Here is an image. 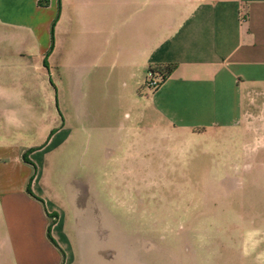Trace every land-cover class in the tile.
Wrapping results in <instances>:
<instances>
[{
  "label": "rangeland",
  "instance_id": "obj_1",
  "mask_svg": "<svg viewBox=\"0 0 264 264\" xmlns=\"http://www.w3.org/2000/svg\"><path fill=\"white\" fill-rule=\"evenodd\" d=\"M174 2L58 0L42 57L0 3V264H17L2 196L29 184L65 264H264L253 135L173 128L150 110L160 75L139 53L174 29Z\"/></svg>",
  "mask_w": 264,
  "mask_h": 264
},
{
  "label": "crops",
  "instance_id": "obj_2",
  "mask_svg": "<svg viewBox=\"0 0 264 264\" xmlns=\"http://www.w3.org/2000/svg\"><path fill=\"white\" fill-rule=\"evenodd\" d=\"M8 22L32 29L44 56L58 0H3ZM177 24L139 54L142 69L177 64L155 90L152 113L173 128L238 129L253 135L251 159L264 151V0H181ZM160 81V80H159ZM34 210L38 225H32ZM10 211V242L17 264H65L47 238L49 219L25 187L2 196ZM21 220L23 222H21ZM32 220V219H31ZM254 249L258 241L248 242Z\"/></svg>",
  "mask_w": 264,
  "mask_h": 264
},
{
  "label": "trees",
  "instance_id": "obj_3",
  "mask_svg": "<svg viewBox=\"0 0 264 264\" xmlns=\"http://www.w3.org/2000/svg\"><path fill=\"white\" fill-rule=\"evenodd\" d=\"M176 67H177V64L151 65L150 75L155 76V74H159L160 75V85H161L167 79V77L176 69ZM27 153H25L24 155V159L26 162H28V159L26 158ZM26 191L30 196L34 197L30 189V184L27 186ZM52 218L55 219V217H52ZM53 223H54V220H52L51 224L48 226L47 236L49 240L51 241V243L55 245L56 243L51 237V227Z\"/></svg>",
  "mask_w": 264,
  "mask_h": 264
},
{
  "label": "flooded vegetation",
  "instance_id": "obj_4",
  "mask_svg": "<svg viewBox=\"0 0 264 264\" xmlns=\"http://www.w3.org/2000/svg\"><path fill=\"white\" fill-rule=\"evenodd\" d=\"M259 154H260V152H258V154L256 155L257 157L259 156ZM256 157V158H257ZM258 165H259V163H254V162H252V163H250L248 166L247 165H244V166H240V165H237L236 164V166H238L239 168H238V170H240V171H252L253 169H255L256 167H258ZM170 166H174V163H170V161H167L166 162V167H170ZM246 166L247 167H249L250 169H246ZM161 167L162 168H164V163H162L161 164ZM141 168H142V166L141 165H136V171H138V173L139 174H136V179L140 182L141 180H142V170H141ZM111 168H110V166H109V169H108V171L106 172V176H108V179L106 180L107 181V187H106V190H107V194H108V196H111L112 194H111V180H110V176H111V170H110ZM235 176H237V172L235 173V174H233V175H226V176H224V178H223V180L222 181H220L221 183H222V185L224 184V182H226L227 181V178H230V180L231 179H233V177H235ZM157 178H158V175L156 176ZM137 182V181H136ZM173 194H171L170 196H172Z\"/></svg>",
  "mask_w": 264,
  "mask_h": 264
},
{
  "label": "built area",
  "instance_id": "obj_5",
  "mask_svg": "<svg viewBox=\"0 0 264 264\" xmlns=\"http://www.w3.org/2000/svg\"><path fill=\"white\" fill-rule=\"evenodd\" d=\"M160 86V81H151L148 84V89L155 90Z\"/></svg>",
  "mask_w": 264,
  "mask_h": 264
}]
</instances>
